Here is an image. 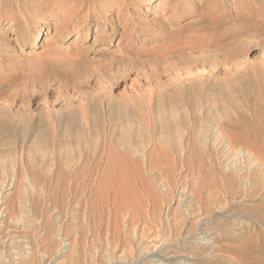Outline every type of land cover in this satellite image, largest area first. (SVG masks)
Returning <instances> with one entry per match:
<instances>
[{"label":"rangeland","instance_id":"374dc122","mask_svg":"<svg viewBox=\"0 0 264 264\" xmlns=\"http://www.w3.org/2000/svg\"><path fill=\"white\" fill-rule=\"evenodd\" d=\"M80 1L0 0V264H264V195L240 191L256 186L242 156L244 143L258 151L246 127L264 112V0H186L176 17L168 0H128L103 15L114 33L95 44L90 0L73 19L89 31L64 26ZM201 11L219 22L193 35L211 42L183 49ZM127 14L138 38L104 67L121 53ZM227 170L240 185L221 203L207 187Z\"/></svg>","mask_w":264,"mask_h":264},{"label":"bare ground","instance_id":"6f19581e","mask_svg":"<svg viewBox=\"0 0 264 264\" xmlns=\"http://www.w3.org/2000/svg\"><path fill=\"white\" fill-rule=\"evenodd\" d=\"M91 2H93V7H92V12H94V16H93V23H95L96 24V32H95V34H94V37H93V43L95 44V42H99V41H101V40H105V38H107L109 35H113V27H112V22H109V24L108 23H106V21L104 22L102 19H103V15L104 14H106V15H108L109 14V12H112V10L116 7L117 8V11L120 13V12H122L124 9L126 10V8L128 7V0H90ZM181 1V4L180 3H178V0H168V7H169V12L170 13H172V16L174 17H176V15H178V14H183V13H185V12H187V6L185 5L186 4V0H179V2ZM183 1V2H182ZM202 2L204 1V0H201ZM82 2H83V0L82 1H80L79 2V5H77V7L75 8V12L74 13H72V14H70V13H68V15H66L67 17L65 18L66 19V24L64 25L65 26V28H67V34H69V33H73V32H79V31H89V29H90V20H88V24L86 25V27L84 26V24L82 25V24H79V22L77 23L76 21L77 20H73V19H75V17H76V15H78L81 11H79V6L81 7V5H82ZM133 3V2H132ZM131 1H130V6H131ZM135 3H137V2H135ZM84 5V4H83ZM133 5V4H132ZM135 5V4H134ZM133 5V6H134ZM201 5V4H200ZM26 11V10H25ZM74 11V10H73ZM132 11V10H131ZM72 12V11H71ZM130 12V11H129ZM133 12V11H132ZM167 12V11H166ZM193 13V12H192ZM232 13V12H231ZM20 14H21V20H23V22L26 24L27 23V17H24L23 15H24V12L23 11H20ZM132 14V13H131ZM87 15H89V14H87ZM86 15V16H87ZM220 15V14H219ZM130 16H132V15H130ZM218 16V15H217ZM124 19H120V21H121V41H120V43L122 42L123 43V41H125L124 42V44L122 45V43H121V53H119L118 55H115V57L114 58H109V59H107L106 61H104V62H102V65L104 66V67H110V66H112L113 65V62L114 61H124L125 59H126V55H127V53L131 50V42L134 40V39H137L138 38V32L136 33V32H134L133 31V29H132V26H131V20H130V17L128 16V14L127 15H124ZM133 17V16H132ZM87 18V17H86ZM193 18H194V21L191 23L193 26V30L191 31V33H189L190 35H188L186 38H184V41H181L180 39H179V41H180V44H182V46L183 47H185V48H183V49H191V48H193V47H197V46H199V45H201L203 42L205 43V42H207V43H210L211 41L210 40H205V39H203V38H201V36L200 37H198V36H196V35H193V33L195 32V31H197V30H199L200 28H202V26L205 24V23H217V22H219V20L217 19L218 17H209L208 16V13L206 14V16H205V11H201L200 13L199 12H197V14H193ZM221 18V17H220ZM155 19L153 18V21H154ZM175 20V18L174 19H172V21H174ZM157 21V20H156ZM146 22V21H145ZM148 22V21H147ZM155 22V21H154ZM153 22V23H154ZM151 23V22H150ZM148 24V23H147ZM143 25H144V23H143ZM155 25V24H154ZM157 25V24H156ZM160 25V27L161 26H163V25H161V24H158V26ZM63 26V27H64ZM145 26V25H144ZM147 26V25H146ZM148 26H150V25H148ZM152 26V25H151ZM154 27V26H153ZM147 28V27H146ZM151 28V27H150ZM159 28V27H158ZM162 28V27H161ZM57 29V28H56ZM153 29V28H152ZM162 30V29H161ZM163 30H164V27H163ZM19 31H20V27H19ZM29 32H31V31H29ZM140 32H144V31H140ZM155 32V31H154ZM158 32V31H157ZM162 32V31H161ZM164 32V31H163ZM84 33V32H83ZM134 33H135V35H134ZM166 34H167V32H165ZM168 33H170V32H168ZM107 34H109V35H107ZM153 34V33H152ZM161 35H162V33H161ZM208 35V34H207ZM21 36H26V35H21ZM31 36V35H30ZM165 36V35H164ZM167 36V35H166ZM152 39H154L155 41H158L159 40V33H155V34H153L152 36ZM22 39L23 38H26V37H21ZM32 40H36V39H38V34L37 35H33L32 37ZM166 38V37H165ZM175 40V39H174ZM176 45H179L177 42H176ZM221 48V47H220ZM75 52V51H74ZM192 52V51H191ZM194 53V52H193ZM219 55V54H218ZM213 59V58H212ZM204 60V59H203ZM205 61V60H204ZM198 64V63H197ZM204 64V63H203ZM101 72V71H100ZM263 104H264V101H263ZM263 108H264V105H263ZM259 109V108H258ZM262 109V108H261ZM260 111V110H259ZM258 112V111H257ZM262 112V113H261ZM260 113H261V118L259 119V116H258V119H256V121L254 122V125L252 124H250V125H248L247 127L246 126H244V125H242L243 127H246L247 128V134H250L249 136H252L253 137V139H254V141H255V143L257 142L258 143V145H256L255 143H254V145H255V149L257 150L258 149V151L256 152V151H254L253 149H251V148H249L248 147V145H251V143H253V142H251V143H248V145H246L247 143H244V142H248V141H246V140H243V143H244V148H247L246 150L247 151H245V153H246V156H242V159H244L246 162H248L249 161V163H252V162H254L255 164H251L252 165V167L255 169V171L253 172L252 171V175H251V177L249 178L250 179V183H252V184H256V186H254L253 188H251V190L250 191H248V189H246V188H244L243 186H241L242 187V189L240 190L241 191V194L243 195V197H244V195H248V197H249V193H250V195H251V197L253 198V200H261L262 198L261 197H263L262 195H264V112L263 111H260ZM260 113H259V115H260ZM249 114V113H248ZM255 114V113H254ZM259 120V121H258ZM252 121H253V119H252ZM251 121V122H252ZM257 121L259 122V123H257ZM261 121V122H260ZM249 122V121H248ZM245 124H247L246 122H245ZM245 128V129H246ZM221 131V130H220ZM222 131L224 132V128L222 129ZM221 131V132H222ZM246 132V131H245ZM217 133V132H216ZM219 133V132H218ZM229 134V133H228ZM227 134V132H226V134L225 135H227V138L229 137L230 139V141H227L226 140V138H225V140L227 141V142H225L226 143V146L228 145L229 147H236L237 145H235L237 142L235 141V137H237L236 138V140L239 138V134H238V136H237V134H236V136H235V134H234V141L236 142L234 145L232 144V142H234V141H232L231 142V140H232V135L230 134V135H228ZM246 134V135H247ZM218 135V134H217ZM224 134L222 133V136H223ZM224 135V136H225ZM241 135H243V134H240V137H241ZM245 135V134H244ZM216 136V135H215ZM211 138H212V136H210ZM214 137V136H213ZM244 137V136H243ZM243 137H241V139L243 138ZM215 138H217L218 139V137H215ZM223 138V137H222ZM202 139V138H201ZM240 138L238 139V140H241ZM245 139V138H244ZM247 139V138H246ZM252 139V138H251ZM237 140V141H238ZM247 140H249V139H247ZM182 141V140H181ZM216 141V140H215ZM223 142H224V140H222ZM253 141V140H252ZM240 142H242V140L240 141ZM240 142H238L237 144H239ZM193 143V142H192ZM218 143V142H217ZM224 143V144H225ZM221 144V143H220ZM173 145V144H172ZM188 145V144H187ZM193 145V144H192ZM216 145H218V144H216ZM111 146V145H110ZM169 146V145H168ZM203 146V145H202ZM223 146H225V145H223ZM245 146H247V147H245ZM162 147V146H161ZM194 147V146H193ZM204 147V146H203ZM239 147H241V145L239 144L238 145V148ZM88 148H89V146H88ZM173 148V147H172ZM227 148V147H226ZM244 148H240V150H243ZM192 149V148H191ZM205 149V148H204ZM233 149V148H232ZM153 150V149H152ZM226 150V149H225ZM239 150V151H240ZM245 150V149H244ZM231 151V150H230ZM238 151V150H237ZM109 152V151H108ZM155 152V151H154ZM190 152V151H189ZM226 152V151H225ZM229 151L227 150V153H228ZM103 153V152H102ZM163 153H164V151H163ZM166 153H167V151H166ZM205 153H208V152H205ZM216 153V152H215ZM231 153H233V152H231ZM239 152H235V155H234V157L237 159V160H241L240 159V157H238V155H241V154H238ZM243 153V152H242ZM107 154V153H106ZM165 154V153H164ZM170 154V153H169ZM168 154V156H170ZM193 154H195V152L193 153ZM230 154V153H229ZM128 155V154H127ZM151 155V154H150ZM160 155V154H159ZM202 155V154H201ZM106 156H108V154L106 155ZM157 156V155H156ZM228 156V155H227ZM102 157V156H101ZM109 157V156H108ZM164 157H165V155H164ZM230 157H232V154H231V156H229V158ZM87 159H85L84 161H81V162H78L77 163V165H76V169H81V172H83V171H87V169L88 168H90V165L92 164L91 162H89L90 161V159L91 158H89L88 159V157H86ZM99 158H100V156H99ZM110 158V157H109ZM114 158V157H113ZM112 158V159H113ZM122 158V157H121ZM150 158V157H149ZM160 158V157H159ZM163 158V157H162ZM172 158V157H171ZM212 158V157H211ZM216 158H217V156H216ZM233 158V157H232ZM232 158H230V159H232ZM111 159V162L113 161V160H115V162H112L111 163V165L112 164H114L115 165V167H116V165H117V167H122V162H120L121 160L123 161L124 159H120V161H116V159H118L117 157H116V159L114 158L113 160ZM131 159V158H130ZM155 159V158H154ZM156 159H157V157H156ZM167 159V158H166ZM183 159V158H182ZM214 159V158H213ZM106 160V159H105ZM171 160H173V159H171ZM216 160V159H215ZM214 160V162L216 163V161L218 160H216L215 161ZM236 160V161H237ZM94 160H92V162H93ZM100 161H101V159H100ZM133 161V160H132ZM157 161V160H156ZM155 161V162H156ZM228 161V160H227ZM233 161H234V159H233ZM235 161V162H236ZM243 161V160H242ZM106 162H108L107 160H106ZM105 162V163H106ZM125 161H123V163H124ZM158 162V161H157ZM169 162V161H168ZM167 162V163H168ZM171 162V161H170ZM218 162V161H217ZM96 163H97V165H99L100 163H99V161L97 162V161H95V164H94V162H93V164L94 165H96ZM99 163V164H98ZM172 163H173V161H172ZM214 163V164H215ZM237 163H239V165H240V163L241 162H237ZM108 163H106V165H107ZM121 166H120V165ZM138 164V163H137ZM160 164V163H159ZM179 164V163H178ZM223 164V163H222ZM242 165L244 164V162L243 163H241ZM124 165H126V164H124ZM164 165V164H163ZM167 165V164H166ZM216 165V164H215ZM217 165L219 166V164L217 163ZM216 165V166H217ZM225 165V164H224ZM223 165V166H224ZM238 165V166H239ZM242 165H241V169L242 168H244L245 167V165H243L244 167H242ZM254 165V166H253ZM255 165L257 166V168L255 167ZM92 167H93V165H91ZM109 166V167H108ZM131 166V165H130ZM135 166V165H134ZM155 166V165H154ZM175 166V165H174ZM180 166H181V164H180ZM210 166V165H209ZM237 166V167H238ZM75 167V166H74ZM97 167V166H96ZM107 167L108 168H110L111 166H110V161H109V164L107 165ZM106 167V168H107ZM114 167V168H115ZM132 167V166H131ZM221 167V166H220ZM229 167V166H228ZM240 167V166H239ZM251 167V166H250ZM161 168V167H160ZM163 168V167H162ZM165 168V167H164ZM189 168V167H188ZM75 169V168H74ZM78 169V170H79ZM97 169V168H96ZM111 169V168H110ZM110 169H104L105 171H108V170H110ZM133 169V168H132ZM159 169V168H158ZM157 169V170H158ZM215 168L213 167V170H214ZM224 169H228V168H225L224 167ZM231 169V168H230ZM246 169H248V167L246 168ZM252 169V168H251ZM66 170V169H65ZM83 170V171H82ZM92 170V169H91ZM91 170H88V171H91ZM221 169H219V171H220ZM234 169H232V171H233ZM249 170V169H248ZM248 170L246 171V172H248ZM77 171V170H76ZM88 171L86 172V174L84 173L83 175H87V173H88ZM112 171V170H111ZM118 171V170H117ZM141 171H142V169H141ZM183 171V170H182ZM218 171V172H219ZM239 171H241V170H239ZM242 171H243V169H242ZM241 171V172H242ZM66 172V171H65ZM68 172V171H67ZM113 172H114V170H113ZM120 172H122L121 170H120ZM119 172V173H120ZM165 172V171H164ZM204 172V171H203ZM216 172V171H215ZM229 172L230 171H225L224 173H222V172H219L221 175H220V177L218 176V178L217 177H215L214 179H213V181H212V183L211 184H209L208 183V187H207V189H208V192L211 194L210 196H213L214 197V200L216 201V200H218L219 202H221L222 200H223V198H224V200H223V202H226L228 199H230V200H233V199H235V194H236V190H239V188H237L236 189V187L237 186H239V185H235L234 184V179L233 180H231L230 178H229V176H231V175H229ZM235 173H236V171H234ZM241 172H238L237 171V173L239 174V173H241ZM58 173H60V172H58ZM108 173V172H107ZM112 173V172H111ZM118 173V172H117ZM154 173V172H153ZM158 173H159V170H158ZM233 173V172H232ZM242 173H244V172H242ZM242 173H241V175H242ZM250 173H251V171H250ZM79 174H81L80 172H79ZM121 174V173H120ZM133 174V173H132ZM136 174V173H135ZM137 174H139V173H137ZM137 174H136V176H137ZM192 174V173H191ZM82 175V176H83ZM172 175V174H171ZM198 175V174H197ZM207 175V174H206ZM212 175H214V174H212ZM217 175V174H216ZM232 175H234V174H232ZM240 175V174H239ZM84 176V177H85ZM122 176V175H121ZM139 176V175H138ZM175 176V175H174ZM179 176V175H178ZM177 176V177H178ZM128 177V176H127ZM160 177V176H159ZM184 177V176H183ZM233 177V176H232ZM241 177V176H240ZM86 178V177H85ZM108 178H109V176H108ZM114 178V177H113ZM170 178V177H169ZM186 178V177H185ZM211 178V177H210ZM213 178V177H212ZM247 178H248V176H247ZM103 179V178H102ZM123 179V178H122ZM140 179V178H139ZM139 179H138V181H139ZM142 179H143V177H142ZM172 179V178H171ZM195 180L197 179V178H194ZM201 179V178H200ZM242 179V178H241ZM240 178H239V180H241ZM77 180V179H76ZM82 180H84V179H82ZM133 180V179H132ZM131 180V181H132ZM144 180V179H143ZM164 180V179H163ZM202 180V179H201ZM206 180V179H205ZM212 180V179H211ZM260 180H263L262 182L260 181ZM100 181V180H99ZM104 181V179L102 180V182ZM105 181H106V178H105ZM107 181H108V179H107ZM114 181V180H113ZM166 181V180H165ZM189 181V180H188ZM191 181H192V179H191ZM194 181V180H193ZM248 181H246L245 180V182H243L244 184H246V182H248ZM262 183V185L260 184V182ZM57 182V181H56ZM65 182V181H64ZM84 182V181H83ZM109 182H110V180H109ZM109 182H106L108 185L110 184ZM135 182V181H134ZM143 182V181H142ZM150 182V181H149ZM1 183V182H0ZM99 183V182H98ZM105 183V182H104ZM118 183V182H117ZM125 183V182H124ZM140 184H141V182H139ZM186 183V182H185ZM196 183V182H195ZM197 183H200V182H197ZM235 183H237L236 181H235ZM239 183V182H238ZM241 183V182H240ZM257 183H259V184H257ZM65 184V183H64ZM82 184V183H81ZM93 184H94V181H93ZM97 184V183H96ZM100 184V183H99ZM130 184V183H129ZM242 184V183H241ZM252 184H250V185H252ZM57 185V184H56ZM68 185V184H67ZM77 185V184H76ZM101 185H103V183L101 184ZM105 185V184H104ZM103 185V186H104ZM110 185H113L112 183L110 184ZM149 185V184H148ZM147 185V186H148ZM82 186V185H81ZM80 186V187H81ZM246 186V185H245ZM248 186V185H247ZM99 187V186H98ZM105 187H108L107 185L105 186ZM113 187H116L115 185L113 186ZM117 187H118V184H117ZM123 187V186H122ZM149 187V186H148ZM152 187V186H151ZM174 187V186H173ZM200 187V186H199ZM103 189H104V187H102ZM130 188V187H129ZM169 188V187H168ZM177 188V187H176ZM203 188V187H202ZM74 189H76V188H74ZM83 189V188H82ZM99 189V188H98ZM117 189V188H116ZM125 189V188H124ZM155 189V188H154ZM170 189V188H169ZM100 190V189H99ZM132 190V189H131ZM135 190V189H134ZM168 190V189H167ZM138 191V190H137ZM150 191H151V189H150ZM173 191V190H172ZM95 192V191H94ZM135 192V191H134ZM199 192V191H198ZM208 193V194H209ZM221 193H222V196H221ZM80 194V193H79ZM116 194V193H115ZM118 194H119V191H118ZM121 194V193H120ZM119 194V195H120ZM131 194H133V193H131ZM135 194V193H134ZM138 194V193H137ZM139 194H140V191H139ZM164 194V193H163ZM167 194H168V192H167ZM173 194V193H172ZM185 194V193H184ZM196 194V193H195ZM240 194V195H241ZM68 195H69V193H68ZM89 195V194H88ZM105 195H106V193H105ZM108 195V194H107ZM106 195V196H107ZM125 195H127V193L125 194ZM150 195V194H149ZM152 195V194H151ZM154 195V194H153ZM156 195V194H155ZM154 195V196H155ZM161 195V194H160ZM239 195V196H240ZM115 196V195H114ZM135 196V195H134ZM179 196H181V195H179ZM206 196V195H205ZM208 196V195H207ZM102 197V196H101ZM144 197V196H143ZM191 197V196H190ZM95 198V197H94ZM120 198H121V196H120ZM200 198H203V197H201L200 196ZM245 198V197H244ZM264 198V197H263ZM156 199V198H155ZM158 199V198H157ZM169 199V198H168ZM184 199V198H183ZM250 199V198H249ZM139 200V199H138ZM146 200V199H145ZM77 201V200H76ZM79 201V200H78ZM77 201V202H78ZM126 202V201H125ZM133 202V201H132ZM147 202V201H146ZM156 202H158L157 200H156ZM206 202V201H205ZM228 202V201H227ZM233 202V201H232ZM231 201H229V203L231 204L232 203ZM65 203V202H64ZM90 203V202H89ZM145 203V202H144ZM143 203V204H144ZM215 203V202H214ZM218 203V202H217ZM222 203V202H221ZM74 204H76V203H74ZM127 204V203H126ZM133 204H135V203H133ZM160 204H162V203H160ZM198 204V203H197ZM216 204V203H215ZM223 204H225V203H223ZM230 204L228 205V206H230ZM124 205V204H123ZM204 205H205V203H204ZM203 205V206H204ZM75 206V205H74ZM107 206V205H106ZM121 206V205H120ZM130 206H132V205H130ZM169 206V205H168ZM224 206H226V205H223V207ZM86 207V206H85ZM113 207V206H112ZM116 207V206H115ZM118 207V206H117ZM134 207V206H133ZM161 207V206H160ZM206 207V206H205ZM216 207V206H215ZM221 207H222V205H221ZM220 207V208H221ZM97 208V207H96ZM107 208V207H106ZM123 208H125V207H123ZM159 208V207H158ZM208 208V207H207ZM218 208V207H217ZM119 209V208H118ZM117 209V210H118ZM206 209V208H205ZM204 209V210H205ZM226 209V208H225ZM256 216H257V218L258 219H263L264 220V208H261V207H256ZM114 210V209H113ZM142 210V209H141ZM157 210V209H156ZM224 210V209H223ZM71 211V210H70ZM90 211V210H89ZM96 211H98V210H96ZM107 211V210H106ZM127 212H128V210H126ZM242 211V210H241ZM115 212V211H114ZM117 212V211H116ZM134 212V211H133ZM154 212V211H153ZM205 212H206V210H205ZM83 213V212H82ZM177 213V212H176ZM93 214V213H92ZM138 214V213H137ZM141 214H142V212H141ZM144 214H146V213H144ZM201 214V213H200ZM12 215V214H11ZM102 215V214H101ZM115 215H117V214H115ZM132 215H134V214H132ZM187 215V214H186ZM205 215V214H204ZM120 216V215H119ZM142 216V215H141ZM174 216V215H173ZM98 217V216H97ZM144 217V216H143ZM153 217H154V215H153ZM158 217V216H157ZM226 217V216H225ZM127 218V217H126ZM133 218V217H132ZM135 218H136V215H135ZM134 218V219H135ZM146 218V217H145ZM223 218V217H222ZM89 220V219H88ZM125 221V220H124ZM173 221H174V219H173ZM120 222V221H119ZM144 222V221H143ZM133 223V222H132ZM180 223V222H179ZM224 224V223H223ZM84 225V224H83ZM121 226V225H120ZM99 227V226H98ZM143 227V226H142ZM149 228V227H148ZM180 228V227H179ZM84 229H86V227L84 228ZM119 229V228H118ZM210 229V228H209ZM209 229H207V230H209ZM167 230V229H166ZM150 231V230H149ZM202 231H204V230H202ZM201 231V232H202ZM206 231V230H205ZM117 232V231H116ZM123 232V231H122ZM152 232V231H151ZM194 232V231H193ZM200 232V233H201ZM135 233V232H134ZM204 233V232H203ZM93 234V233H92ZM91 234V235H92ZM107 234V233H106ZM113 234V233H112ZM193 234V233H192ZM195 234V233H194ZM95 235V234H94ZM97 235V234H96ZM157 235V234H156ZM191 235V234H190ZM202 235V234H201ZM206 235V234H205ZM119 236V235H118ZM169 236V235H168ZM193 236V235H192ZM195 236V235H194ZM193 236V237H194ZM225 236H227V234L225 235ZM105 237V236H104ZM125 237V236H124ZM190 238H191V236H189ZM97 238V237H96ZM186 239V238H185ZM117 240V239H116ZM118 242V241H117ZM186 242V241H185ZM73 243V242H72ZM98 243H99V241H98ZM92 244V243H91ZM127 244V243H126ZM1 247H3L2 245H0ZM98 248V247H97ZM204 248V247H203ZM242 248V247H241ZM124 249V248H123ZM131 249V248H130ZM229 249L231 250V251H238V248H235V247H233V246H230L229 247ZM3 251V250H2ZM129 251V250H128ZM158 251V250H157ZM202 251V250H201ZM8 261V260H7ZM12 264H20L19 262H15V263H12Z\"/></svg>","mask_w":264,"mask_h":264}]
</instances>
